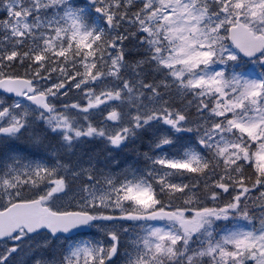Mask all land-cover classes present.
I'll return each mask as SVG.
<instances>
[{"label": "snow or ice", "instance_id": "6c2138e0", "mask_svg": "<svg viewBox=\"0 0 264 264\" xmlns=\"http://www.w3.org/2000/svg\"><path fill=\"white\" fill-rule=\"evenodd\" d=\"M0 264H264V0H0Z\"/></svg>", "mask_w": 264, "mask_h": 264}]
</instances>
